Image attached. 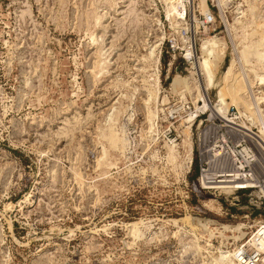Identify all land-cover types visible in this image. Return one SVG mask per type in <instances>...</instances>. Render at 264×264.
I'll return each mask as SVG.
<instances>
[{"label": "rangeland", "instance_id": "1", "mask_svg": "<svg viewBox=\"0 0 264 264\" xmlns=\"http://www.w3.org/2000/svg\"><path fill=\"white\" fill-rule=\"evenodd\" d=\"M263 77L264 0H0V264H237L258 191L199 172L264 175Z\"/></svg>", "mask_w": 264, "mask_h": 264}, {"label": "built area", "instance_id": "2", "mask_svg": "<svg viewBox=\"0 0 264 264\" xmlns=\"http://www.w3.org/2000/svg\"><path fill=\"white\" fill-rule=\"evenodd\" d=\"M225 144V140L221 139ZM211 157L207 158L199 172V184L205 190H217L215 186H229L232 196L244 189H257L258 207L262 206L261 220L255 231L249 236L246 245L241 246L235 253L237 264H260L264 261V175H258L254 169L255 164L243 160L231 150L223 149V146L212 147ZM226 196V194H225ZM228 197V196H226ZM246 247V248H245Z\"/></svg>", "mask_w": 264, "mask_h": 264}, {"label": "bare ground", "instance_id": "3", "mask_svg": "<svg viewBox=\"0 0 264 264\" xmlns=\"http://www.w3.org/2000/svg\"><path fill=\"white\" fill-rule=\"evenodd\" d=\"M207 40V39H206ZM203 41H205V40H203ZM203 41L201 42V43H203ZM209 41V40H208ZM213 41V40H212ZM216 43V42H215ZM201 47H200V51H202V53H203V56H202V58L199 60V64H200V68H201V70L202 71H204L205 72V74H206V76H207V79H206V86H213V83L211 84V77H212V75H211V70L209 69V57H210V55L211 54H213L214 53V51H213V49H214V47H215V49L214 50H216V45L213 43V42H204L202 45H200ZM218 48H220L221 49V47L219 46ZM216 52V51H215ZM220 52V51H219ZM190 53V52H189ZM212 56V55H211ZM223 59V58H222ZM198 64V65H199ZM209 64V65H208ZM212 64V63H211ZM215 67V66H214ZM229 68V67H228ZM228 70V69H227ZM226 75V74H225ZM246 78V77H245ZM225 79V78H224ZM260 79V78H259ZM260 81L261 82H263L264 81V77L263 78H261L260 79ZM260 84V83H259ZM231 90V89H230ZM231 91H233V90H231ZM230 91V92H231ZM222 92V91H221ZM237 92V91H236ZM232 93V92H231ZM219 95H222L221 93L219 94ZM221 98V97H220ZM219 98V99H220ZM223 98H221L220 100V102H222L223 100H222ZM219 101V100H218ZM258 102V101H257ZM218 106V105H217ZM246 107V106H245ZM221 106L219 105V107H218V110H220L221 111ZM249 119V118H248ZM257 121V120H256ZM216 188H219L222 192H223V190L222 189H229L230 187L229 186H215ZM230 190V189H229ZM229 190H226V191H224L225 192V194H226V196H228V197H231V195H232V192H230ZM224 227H230V226H224ZM236 231L237 232H239V233H241L242 234V231L240 232V228H237L236 229ZM221 253V252H220ZM225 256H223V258H224ZM228 257V256H227ZM226 258V257H225ZM264 258V257H263ZM223 261V260H222ZM225 261V260H224ZM226 264V263H225ZM227 264H232L231 263V261L230 262H228Z\"/></svg>", "mask_w": 264, "mask_h": 264}]
</instances>
